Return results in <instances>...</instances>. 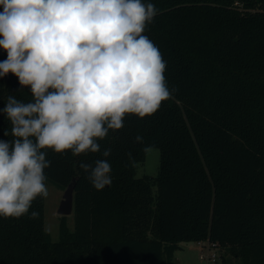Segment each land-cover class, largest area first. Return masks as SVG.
I'll use <instances>...</instances> for the list:
<instances>
[{
	"label": "trees",
	"instance_id": "16d2710c",
	"mask_svg": "<svg viewBox=\"0 0 264 264\" xmlns=\"http://www.w3.org/2000/svg\"><path fill=\"white\" fill-rule=\"evenodd\" d=\"M150 2L159 14L144 34L166 61L172 98L152 115L126 116L98 153L43 150L45 184L65 189L77 177L74 227L61 216L53 241L38 196L29 214L0 217V264H175L180 241L205 239L225 264H264V0ZM9 95L33 99L11 73L0 78V141L13 139L4 135ZM150 147L160 149L159 174L137 177ZM97 159L112 168L103 190L79 167Z\"/></svg>",
	"mask_w": 264,
	"mask_h": 264
},
{
	"label": "clouds",
	"instance_id": "9594fccd",
	"mask_svg": "<svg viewBox=\"0 0 264 264\" xmlns=\"http://www.w3.org/2000/svg\"><path fill=\"white\" fill-rule=\"evenodd\" d=\"M0 8V48L7 53L0 78L11 73L33 98L9 95L2 109L11 124L4 135L13 139L0 141V217L20 218L47 195L51 161L43 150L98 153L109 130L122 129L128 115L154 114L175 88L144 34L159 14L150 0H0ZM79 167L96 190L112 182L107 159Z\"/></svg>",
	"mask_w": 264,
	"mask_h": 264
},
{
	"label": "rangeland",
	"instance_id": "374dc122",
	"mask_svg": "<svg viewBox=\"0 0 264 264\" xmlns=\"http://www.w3.org/2000/svg\"><path fill=\"white\" fill-rule=\"evenodd\" d=\"M160 149L150 147L146 150L145 157L137 164V177L157 176L160 171ZM47 195L44 196V222L45 229L51 234L53 241L60 239V220L61 215L58 213V208L63 197L64 189L56 186L52 182L46 183ZM69 226L71 229L74 227V215L67 216ZM201 247L196 241H180L178 247L174 251L173 261L175 264H205L200 259ZM231 256L227 254V258ZM229 264V263H228ZM230 264H234V258Z\"/></svg>",
	"mask_w": 264,
	"mask_h": 264
},
{
	"label": "built area",
	"instance_id": "2783aa9c",
	"mask_svg": "<svg viewBox=\"0 0 264 264\" xmlns=\"http://www.w3.org/2000/svg\"><path fill=\"white\" fill-rule=\"evenodd\" d=\"M197 244L201 247L200 259L205 264H225L222 259V249L217 242L205 239L197 241Z\"/></svg>",
	"mask_w": 264,
	"mask_h": 264
},
{
	"label": "water",
	"instance_id": "95a60500",
	"mask_svg": "<svg viewBox=\"0 0 264 264\" xmlns=\"http://www.w3.org/2000/svg\"><path fill=\"white\" fill-rule=\"evenodd\" d=\"M76 184H77V177H73L71 182L64 189L63 197L58 208V213L61 216H69L74 211Z\"/></svg>",
	"mask_w": 264,
	"mask_h": 264
}]
</instances>
